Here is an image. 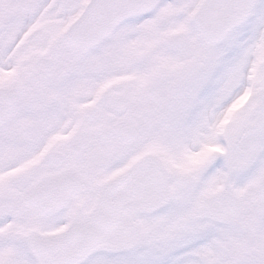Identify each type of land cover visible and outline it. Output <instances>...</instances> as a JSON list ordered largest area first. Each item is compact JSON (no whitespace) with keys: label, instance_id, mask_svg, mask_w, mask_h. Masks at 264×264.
Returning a JSON list of instances; mask_svg holds the SVG:
<instances>
[{"label":"snow or ice","instance_id":"obj_1","mask_svg":"<svg viewBox=\"0 0 264 264\" xmlns=\"http://www.w3.org/2000/svg\"><path fill=\"white\" fill-rule=\"evenodd\" d=\"M0 264H264V0H0Z\"/></svg>","mask_w":264,"mask_h":264}]
</instances>
